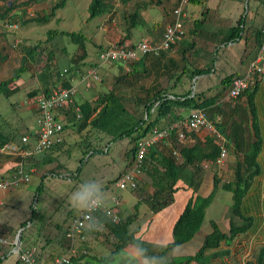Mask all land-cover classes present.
Masks as SVG:
<instances>
[{"label": "trees", "instance_id": "obj_1", "mask_svg": "<svg viewBox=\"0 0 264 264\" xmlns=\"http://www.w3.org/2000/svg\"><path fill=\"white\" fill-rule=\"evenodd\" d=\"M34 2L38 0H32ZM68 0H59L56 2L48 15L35 17L29 22L42 23L48 18L54 16L56 10L65 7ZM246 0H240L245 3ZM122 2H132L135 8L130 9L127 21L128 29L135 28L140 22V10L147 6L159 4L161 0H122ZM186 4L193 6L203 5L206 0H186ZM250 2L247 0V5L243 8L242 14L237 19L235 25L230 27L217 26L213 30L208 29L206 15L208 9H204L201 19H194L183 22L186 33L192 39L196 37H207L214 44L212 55L215 58L211 59V63H215L221 45H231L242 42L244 54L248 45H251L256 51L259 45L264 42V18L260 27L247 25L248 12L250 11ZM264 6V2L261 3ZM113 10V0H90L87 12L88 18L102 16ZM4 15L0 14V18ZM259 17L261 13H258ZM47 40H52L58 36L69 37L73 44H76L81 49H84L86 41L84 35L75 32L48 30L46 32ZM185 38V36H184ZM183 38V39H184ZM181 40L177 46V52L180 54V60L183 65L177 75L170 73L176 67L173 59L168 58L166 52H161L158 56L149 54L139 58L137 61L130 62V71L123 72V67L118 64V69L124 73L115 79V86L108 91L99 93L94 99H84L75 105L79 109V118L77 119L72 113V108L68 107L61 110L60 119L65 123L63 131L68 128H75L80 135L79 141L82 158L79 159V166L76 168L78 174L80 165L83 163L85 155H93L101 153L95 149L90 143L95 135L100 134L103 137L114 141L129 139L133 146L125 151L123 156L124 165L120 173L114 179L115 181L124 172L131 168L135 155V143L139 139L146 137L156 127L163 129L168 127L172 122L182 119L179 113L188 114L192 110H201L215 131L225 140V148L237 158L232 169L233 179L231 181H222L220 177L213 173L211 176V190L206 195H200L198 190L202 183L203 165L206 164L207 169L216 165L217 158L220 153V143L215 136H199L194 132H186L185 138L180 141L176 134L172 132L167 141L159 142L150 147L146 154V159L142 165V171L147 174L151 180V185L154 189L153 193L147 198L151 203V208L155 209L161 203H166L172 200V195L178 190V183L182 181L187 188L191 189V195L188 198L182 212L172 225V240L166 245H153L146 243L134 236V232L129 230L134 215H131L124 220L113 222L111 217L101 211L93 213L94 220L99 221V230H86V234L99 238L100 236H111L114 239V252L122 251L126 246L132 245L139 250L142 257L147 258L155 264H210L214 259H222L229 255L228 250L220 251L218 248L221 243L229 246L232 240L239 233L254 231L257 226V219L252 215L253 209L259 205L258 196L255 194L251 198H246L247 193L251 188L253 179L262 173L258 162V156L262 149V139L260 127L257 120V113L254 106V93L257 85L243 91L236 99H227V93L231 86L232 80L237 77L236 73L225 75L219 82L220 87L212 94L207 95L205 92L192 93L189 89L182 93L169 91L168 89L155 90L151 96L149 91L146 97L130 99L126 97V89H121L123 86H130V78H139L145 72V60H154L160 65L162 71L173 78L172 88L174 89L177 83L181 82V77L187 76L190 82L193 79L207 76L212 73L211 67H201L203 51L195 47L192 40L187 42ZM158 41V40H157ZM156 42V41H154ZM123 43V42H122ZM40 47H27L24 49V55L21 56L20 64L12 70V74L5 80H0V97L9 99L16 92V82L21 76L27 72V62L33 59ZM174 48V47H173ZM191 49V51H190ZM252 52L249 51L250 58H254ZM84 55V54H83ZM85 56V55H84ZM84 56L82 57L84 59ZM247 57V58H248ZM53 58V61H52ZM53 55L48 57L44 64L39 69L37 80L40 88H36L29 96L37 97L40 94L48 95L59 83L63 87H69L71 82L68 78H60L58 63L54 61ZM187 59V60H186ZM117 64V63H116ZM77 67V65H76ZM76 67H67L69 71L75 74ZM63 69V68H62ZM40 93V94H39ZM128 99V100H127ZM129 107V108H128ZM34 116L37 115L33 111ZM27 125L22 124L19 128H10L8 126H0V147L8 142L18 143L20 137L29 135L31 139L34 137ZM65 138L62 134V143L54 146L50 150L41 155L29 156L25 159L21 157H13L10 172H16L18 163H29V167L40 171L44 166L50 165L56 161L55 154L63 151ZM78 145V143H74ZM164 144L167 151L161 150L158 146ZM65 151V150H64ZM173 151L177 156L173 155ZM106 153L107 150L103 151ZM40 156V158H39ZM240 156V157H239ZM57 164L55 167H61ZM53 176L56 175L53 169L46 171ZM47 174L43 173L40 176V184L35 192H40L43 185V180ZM218 189L229 192L231 194V213L238 217L242 223L236 225L229 220L227 231H221L215 222L210 223L211 231L204 236L200 247L191 255L169 256L167 253L175 247L183 245L193 239L195 234L201 228L204 221L205 211L212 203ZM166 195V196H164ZM166 197L162 201H158V197ZM34 200V199H33ZM34 202V201H33ZM73 211L67 213V217L71 216ZM34 209L31 210L30 218L20 225V228H25L26 224L32 220L33 222H43L44 227L52 231V236L45 239V244L51 242V239H56L60 246L61 253L69 246V241L65 237L67 225L65 221L58 224L52 220V217L45 214H37ZM36 219V220H35ZM254 224V225H253ZM24 241V234L21 231V244ZM229 243V244H228ZM14 247V246H13ZM21 250L22 247H21ZM262 254H259L256 264H261ZM6 253L0 256V263L5 258ZM38 260L40 256L34 255ZM100 260H106L101 258ZM77 259L70 258V264H77ZM246 264H253L246 262Z\"/></svg>", "mask_w": 264, "mask_h": 264}, {"label": "rangeland", "instance_id": "obj_2", "mask_svg": "<svg viewBox=\"0 0 264 264\" xmlns=\"http://www.w3.org/2000/svg\"><path fill=\"white\" fill-rule=\"evenodd\" d=\"M58 1L0 0V14L4 15L3 18H0V80L9 78L12 70L19 66L21 56L24 55V49L40 44L33 59H29L27 62V72L16 82V92L9 99L0 97V126L19 128L22 124L32 125L31 123L35 117L29 106L35 97H30L29 94L36 88H40L37 80L39 67L45 63L48 57L53 55L59 69L70 66L73 68L77 65L76 71L79 74L86 73V71L98 65V51L108 45L122 42L133 43L140 39L157 41L165 27L171 22L172 11L179 2V0H161L159 4L147 6L145 9L140 10L141 20L132 29H128L127 16L130 9L135 7L132 2H122V0H113V10L111 12L92 19L88 18L87 12L90 0H68L65 7L56 10L54 16L48 18L46 22H27L35 17L48 15L50 8ZM227 1V7H225L226 0H207L205 4L198 6L185 4L184 9L188 13L187 18L189 21L201 19L203 10L208 9L206 20L209 30H213L217 26L230 27L235 25L243 12V8L241 9L242 5H240V11L237 14L232 8L233 1ZM48 30L75 32L84 35L86 39L84 49L73 44L66 36H58L52 40H47L46 32ZM183 40L187 42L193 40L194 46L203 51L202 58L198 61L200 62L199 65L201 67H211L213 69L212 73L195 78L191 82L187 76H183L181 82L177 83L173 89L171 86L174 79L169 78L162 71L160 65L147 57L143 76L137 79L130 78V86L125 85L121 88L126 89V97L130 99L128 101L130 108L132 107L131 99L146 97L148 91L149 96L155 90L162 89H168L176 93H182L189 89L192 93L205 92L207 95H212L220 87L219 82L222 77L230 71L231 66L228 67L227 64L230 63L234 66L238 65L240 60L245 62L250 55L249 51L252 52V55L256 51V48L254 49L251 45H248L247 51L243 54L242 42L235 43L236 47H234L235 45H221L216 62L212 64L211 59L215 58V55H212L214 44L207 37L192 39L185 34ZM178 45L166 54L168 58L173 59L176 63V67L170 71L174 75L179 73L180 67L183 65L180 54L177 52ZM121 66L124 73L130 71V63ZM97 73L99 74V81L94 82L89 89L83 90L82 88H85V86L81 83L77 85L78 90L82 93L76 96L75 103H79L84 99H93L99 93L110 90L115 86V79L124 74L118 69V64L98 67ZM75 77L79 78L78 74ZM63 135L65 145H68L69 148L64 146L65 151H59L55 154L56 161L44 166L40 171H34V168L29 167V163H24L23 169L27 175V181L10 187L7 196L5 198L1 197L0 226H3V228L0 229V236H3L9 244L0 247V256L13 251V243L17 232L21 229L20 225L30 218L32 209L37 214L52 217V220L58 224L70 220L71 216L67 217V213L72 210V214L75 215L78 212L70 203L71 193L85 181H97L106 196H121V207L125 212L135 213L136 210L142 213V208L137 206V200L149 206L153 203V201H147L154 189L150 178L143 171L137 188L132 191L136 198L129 191H120L114 186V179L124 165V153L133 146L129 139L114 141L100 134L95 135L90 139V143L101 153H95L91 156L85 155L79 172L76 174L79 159L82 158L79 144L81 137L75 128L71 127L66 128ZM199 136H203V134L199 133ZM74 143H78V145ZM158 147L163 151H167L164 144H160ZM102 150H107V152L103 153ZM13 157L14 155L0 154V181L9 180L15 174V172H10L9 169ZM258 157L262 173L253 179L251 188L246 195V198H251L255 194L258 196L259 205L252 211V215L257 219V226L254 231L250 230L249 232L237 234L231 245L225 246L231 255L230 258L224 259L226 263L223 262V259H214L210 264L252 263V259L259 248L261 252H264V139L262 152ZM237 160L240 161L241 157L237 158L232 152L227 151L226 158L221 165L216 164L210 169L203 167L202 186L198 193L205 195L211 190L212 173H216L222 181H231L233 179L232 169ZM57 164L62 166L55 169ZM51 169L56 173L55 176L46 172ZM43 173L47 175L43 180L41 191L36 193L35 190L40 184V176ZM178 185L182 188L183 182H179ZM189 195L190 192L180 191L171 197L176 198V200L180 199L181 203H185ZM164 196L158 197L157 200L166 199ZM231 203V194L218 189L212 203L205 211L203 224L193 239L180 247L174 248L167 253L166 258L173 254H193L196 252L203 237L211 231V222H215L222 232L227 231L229 220L236 225H241L242 221L231 213ZM42 225L43 222H33L31 220L22 229L25 239L20 247L26 251L33 250V257L36 261L34 255L41 254L42 246L40 244L47 246L45 239L52 236V231ZM224 245V243H221L218 249H225ZM104 253L105 256L110 255L108 250H105ZM114 254H117V252H114ZM60 255L61 250H55L49 255H45L44 259L50 262ZM117 260L118 258H113V260L98 259V261H93L92 264H116ZM0 264H10V260ZM37 264H40L39 259Z\"/></svg>", "mask_w": 264, "mask_h": 264}, {"label": "built area", "instance_id": "obj_3", "mask_svg": "<svg viewBox=\"0 0 264 264\" xmlns=\"http://www.w3.org/2000/svg\"><path fill=\"white\" fill-rule=\"evenodd\" d=\"M186 0H179L177 6L172 11L171 22L163 30L158 41H149L140 39L136 42H123L114 45H108L98 51V65L79 74L75 71L73 74L67 68L59 72L60 78H68L71 82L69 87H63L59 83L48 95H39L31 101V108L37 112L34 128L31 130L32 139L29 135L20 137L18 143L8 142L0 147V154L14 155L25 159L29 156L41 155L54 146L62 143L63 121L60 119L61 110L68 107L72 108V113L79 118V109L75 105L74 99L79 93L78 84H84L89 89L94 82L99 81L97 68L103 65L113 64L125 65L137 61L139 58L153 54L158 56L161 52H170L185 36L186 30L183 22L188 21L184 11ZM78 74L79 78L75 76ZM77 82V83H76ZM264 84V42H262L254 56L248 64L244 74L235 77L228 90L227 99H236L243 91L258 85ZM202 133L203 136H215L220 143V153L216 164L221 165L227 155L225 140L214 129L212 124L207 121L201 110H192L182 119L172 122L168 127L158 129L152 128L151 132L144 138L135 143V155L130 169L124 172L115 181L114 186L120 191H133L137 188L142 175V165L146 159L147 151L153 145L162 141H167L170 134L174 132L178 140L185 138L186 132ZM33 140V141H32ZM173 155L177 156L173 151ZM23 162L18 163L15 174L9 180L0 181V195L7 192L10 187L17 186L27 181V175L23 169ZM1 201V200H0ZM111 207L103 205L96 211H101L111 217L113 222L118 221L115 215L116 209L120 205L118 196L110 197ZM85 214L79 211L69 220L66 228L65 237L69 241L66 251L60 256L54 258L50 264H70V258L77 254V246L87 240L88 221H84ZM9 244L8 241L0 236V247ZM15 244V241L13 245ZM34 251L21 250V247L14 252L17 264H37L33 257Z\"/></svg>", "mask_w": 264, "mask_h": 264}, {"label": "crops", "instance_id": "obj_4", "mask_svg": "<svg viewBox=\"0 0 264 264\" xmlns=\"http://www.w3.org/2000/svg\"><path fill=\"white\" fill-rule=\"evenodd\" d=\"M232 1L234 3L232 8L235 10V12H237V14H238V11H240L239 10L240 5H242L241 9L245 8L247 5V0L245 1L244 4L241 3L240 0H232ZM263 2L264 0H251L250 11L248 12V18H247L248 19L247 25H252L253 27L261 26L263 22V18H264V6L261 5V3ZM227 4H228V1L226 0L225 7H227ZM184 11H185V14L187 15L188 14L187 11L185 9ZM258 13H261L262 17H259ZM231 45H235L234 47L237 46L236 44H231ZM250 57L246 58L245 62L240 60L238 62V65L232 66L230 65V63L227 64V66L228 67L231 66V68H230V71L225 75L236 73V75L240 76L244 74V72L246 71L248 67V64L252 60V58ZM82 89L87 90L86 88H82ZM81 93L82 92L79 91L78 95ZM254 106H255L256 113H257V120H258V124L260 127L261 139L263 143V139H264V84L263 83H259L255 89ZM29 107L32 113H34L33 111L35 110L31 108V105ZM177 113H179L180 118L187 115L185 113H180V112H177ZM34 117L35 118L33 122L31 123L32 125L28 126L30 130H32L35 125L36 115ZM230 152H232V149L229 150V153ZM261 152H262V149H261ZM14 157H18V156H14ZM203 166L206 167V164H204ZM201 186H202V183L200 187ZM210 186H211V181H210ZM177 187H178V190L174 194L180 191H185V192H190V195H191V189L187 188L184 183H183L182 188L179 187V185H177ZM198 191H200V188ZM8 192L9 190L5 193H2L0 195V200H1V197L5 198ZM129 192L135 196V194L132 191H129ZM188 198L186 199L185 203H181L180 199L176 200V198H172L171 201H168L166 203H161L159 206H156L155 209H152L151 205L149 206L147 204H142L141 202H139V200H137V206L142 208L141 210L142 213H140L139 211L137 212L136 210H135V213H132V212H125V210L121 207V196H119L120 205L116 209L115 215L117 217V220H124L125 218L131 215H134V217L132 218V222L129 226V230L131 232H134V236L146 243L163 246L172 240V225L177 219V217L179 216V214L182 212ZM104 205L111 207L110 196H106V202ZM0 206H1V201H0ZM72 213H71V217L74 216ZM68 222H69V219L65 222V225H67ZM1 228H3V226L2 227L0 226V229ZM87 236L88 237H87L86 242L77 246V254L74 256V258L77 259V262H76L77 264H92L93 261H98V259L100 260L101 258L106 259V260H113V258L114 259L118 258V260L116 261V264H155L154 262H151L147 258L142 257L139 253V250L132 245L126 246L122 251L117 252V254L112 253V251L114 250V244H113L114 239L109 235L100 236L99 238H96L89 233L87 234ZM23 243L24 241L22 242V244ZM40 246H42L41 254L37 255L41 257V258L40 257L38 258L40 261V264H50L52 260L49 262L47 259L46 260L44 259V256L49 255L50 253H52V251L60 249L58 241L53 238L51 239V242L47 244V246H44L43 244H40ZM180 246H177V247H180ZM225 246L226 245H224V247ZM105 250H108L110 252V255L105 256V253H104ZM224 250H227V247H225V249H221L220 251H224ZM65 251H63L61 254H63ZM259 254H261L260 248L258 249L256 255L252 259L253 264L257 263ZM181 255H191V254H181ZM181 255L173 254L172 256H181ZM229 256L231 255L229 254L228 256L223 257L222 258L223 262H225L224 261L225 258L226 259L230 258ZM222 259H219V260H222ZM7 260H10V264H17L16 255L14 254L13 251L7 252L5 258H3L2 261L4 262ZM37 263H38V260H37ZM261 264H264V252L262 254Z\"/></svg>", "mask_w": 264, "mask_h": 264}, {"label": "clouds", "instance_id": "obj_5", "mask_svg": "<svg viewBox=\"0 0 264 264\" xmlns=\"http://www.w3.org/2000/svg\"><path fill=\"white\" fill-rule=\"evenodd\" d=\"M106 202V193L102 191L100 184L95 180L81 183L70 196V203L73 208L85 215L84 221H88V230H99V221L94 220L91 215L93 211L102 207Z\"/></svg>", "mask_w": 264, "mask_h": 264}, {"label": "water", "instance_id": "obj_6", "mask_svg": "<svg viewBox=\"0 0 264 264\" xmlns=\"http://www.w3.org/2000/svg\"><path fill=\"white\" fill-rule=\"evenodd\" d=\"M21 231H22V229H20L17 232L16 238H15V244H14L13 252L17 251L20 248V244H21Z\"/></svg>", "mask_w": 264, "mask_h": 264}]
</instances>
